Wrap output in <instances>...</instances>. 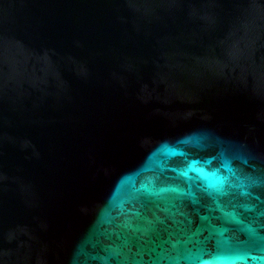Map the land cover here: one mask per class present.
Returning a JSON list of instances; mask_svg holds the SVG:
<instances>
[{"label": "water", "instance_id": "obj_1", "mask_svg": "<svg viewBox=\"0 0 264 264\" xmlns=\"http://www.w3.org/2000/svg\"><path fill=\"white\" fill-rule=\"evenodd\" d=\"M0 264H264V0H0Z\"/></svg>", "mask_w": 264, "mask_h": 264}]
</instances>
